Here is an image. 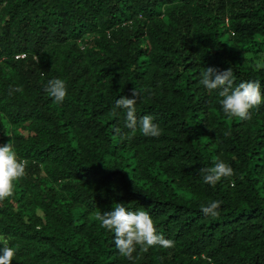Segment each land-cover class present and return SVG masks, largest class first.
<instances>
[{
    "label": "trees",
    "instance_id": "trees-1",
    "mask_svg": "<svg viewBox=\"0 0 264 264\" xmlns=\"http://www.w3.org/2000/svg\"><path fill=\"white\" fill-rule=\"evenodd\" d=\"M257 62L264 0H0V145L26 165L0 202L12 264H264V102L228 118L221 89L199 83L231 68L233 88L259 80L264 94ZM54 78L62 104L46 92ZM134 87L159 137L115 133L129 132L114 105ZM218 161L234 174L213 187L200 169ZM211 201L218 217L200 210ZM119 203L174 247L121 256L95 219Z\"/></svg>",
    "mask_w": 264,
    "mask_h": 264
},
{
    "label": "clouds",
    "instance_id": "clouds-1",
    "mask_svg": "<svg viewBox=\"0 0 264 264\" xmlns=\"http://www.w3.org/2000/svg\"><path fill=\"white\" fill-rule=\"evenodd\" d=\"M143 16L140 14V18ZM124 22H118L113 26L122 28ZM110 30L107 36L110 37ZM25 53L19 55L25 57ZM264 68V63L257 62L255 69ZM199 83L210 92L219 91L220 104L223 113L228 118H235L241 121L251 119V110L258 109L264 102V94L261 93V82L259 80L245 81L239 83L235 88L232 69L220 71L214 67H207L200 73ZM19 87L13 91H20ZM47 94L57 104H62L67 96V87L64 80L59 78L47 82ZM141 95V90L134 87L131 90V97L122 96L116 100L114 111L124 110V127L129 130L122 133L120 127L115 133L122 139L131 140L137 130L145 137H159L162 130L158 124L153 122L151 115L137 117L136 98ZM200 174L206 184L215 187L222 178L233 176V169L223 161H218L212 167H203ZM26 175V165L17 156L10 140L7 144L0 145V202L12 197L15 186ZM220 201H211L201 205V212L205 215L218 217ZM96 221L102 229L114 234L115 247L121 256L128 260L133 259V253L137 246L147 252L149 248L159 246L163 249L174 247V241L165 238L158 233L151 215L144 210H129L125 205L119 203L114 205L112 211L96 213ZM0 264H12L16 250L10 247L7 239L0 237Z\"/></svg>",
    "mask_w": 264,
    "mask_h": 264
}]
</instances>
